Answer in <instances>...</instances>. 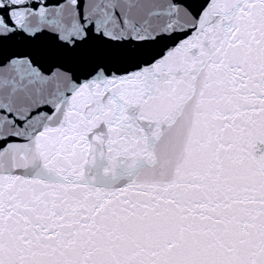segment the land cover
Returning a JSON list of instances; mask_svg holds the SVG:
<instances>
[{
	"label": "snow or ice",
	"instance_id": "1",
	"mask_svg": "<svg viewBox=\"0 0 264 264\" xmlns=\"http://www.w3.org/2000/svg\"><path fill=\"white\" fill-rule=\"evenodd\" d=\"M0 264H264V0H0Z\"/></svg>",
	"mask_w": 264,
	"mask_h": 264
}]
</instances>
